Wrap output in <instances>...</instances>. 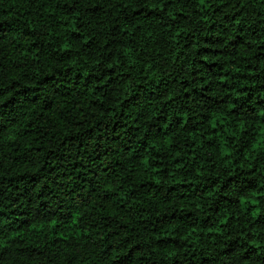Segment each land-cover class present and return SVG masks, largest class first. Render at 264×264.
<instances>
[{"label":"trees","instance_id":"trees-1","mask_svg":"<svg viewBox=\"0 0 264 264\" xmlns=\"http://www.w3.org/2000/svg\"><path fill=\"white\" fill-rule=\"evenodd\" d=\"M0 264H264V0H0Z\"/></svg>","mask_w":264,"mask_h":264}]
</instances>
